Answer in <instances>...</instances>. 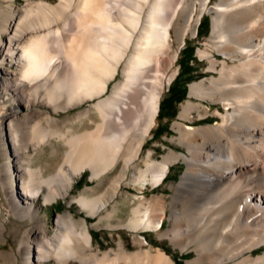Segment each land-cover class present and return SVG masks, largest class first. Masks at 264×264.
Masks as SVG:
<instances>
[{"label": "bare ground", "instance_id": "obj_1", "mask_svg": "<svg viewBox=\"0 0 264 264\" xmlns=\"http://www.w3.org/2000/svg\"><path fill=\"white\" fill-rule=\"evenodd\" d=\"M22 1L0 5V35L6 34L0 37V127L14 159L2 171L5 198L15 216L32 223L20 240L25 259L181 264L163 241L139 236L153 229L184 257L193 251L188 264H264V0ZM204 11L212 16V32L199 55L212 73L190 84L174 123L175 139L187 150L171 148L160 161L148 152L146 169L138 168L132 181L139 190L157 186L177 160L186 170L171 200L136 197L125 219L116 195L158 124L166 71L180 44L198 33ZM118 75L124 82L112 86ZM95 100L65 131L43 124L57 122L53 113L59 109ZM210 107L219 120L203 125ZM32 147L63 151L62 161L50 172L40 163H24ZM119 166L121 173L111 176L103 193H82L68 202L99 215V225L129 227L137 249L122 237L115 248L95 245L88 219L78 221L72 210L57 215L54 235L38 223L40 195L41 204L52 203L71 194L85 169L100 179ZM3 204L0 198V210ZM166 217L171 225L163 229ZM6 222L0 215L2 230Z\"/></svg>", "mask_w": 264, "mask_h": 264}, {"label": "rangeland", "instance_id": "obj_2", "mask_svg": "<svg viewBox=\"0 0 264 264\" xmlns=\"http://www.w3.org/2000/svg\"><path fill=\"white\" fill-rule=\"evenodd\" d=\"M47 1L55 4L59 0ZM214 1L215 0H213V2ZM14 3L22 5L24 2L22 0H14ZM0 5L1 7L3 5L1 4V0ZM202 15L198 33L193 36H189L186 43L180 44L181 51L178 58L166 71L167 75L164 81V90L160 101L161 108L157 115L158 124L152 128L150 136H148L144 142L140 156L132 162L133 165L131 164V167L127 170V181L121 188V192L116 195V199L121 201V217H124L125 219L130 216L132 207L135 205L136 197L145 195L147 198H150L155 194H159L164 195L168 200H171L172 194L175 192L174 186L179 183L186 170V164L184 161L177 160L170 165V170L167 176L157 186L152 187L148 183L147 187L143 188V190H139L135 188L134 182L132 181L133 175L137 173L138 168L146 169L147 166L144 159L148 152L151 151L153 160L160 161L163 156L171 150V148H174L177 151L187 150L184 145L175 139V136L178 133L174 128V123L179 119L182 104L189 99L190 84L203 79L207 71L211 72V70H208L207 60L200 57L199 50L203 47L204 40L212 32V16L207 11H204ZM0 37L5 39L6 34L1 32ZM177 44L178 43L175 45ZM218 55L221 56L222 54ZM1 56L2 52L0 50V57ZM1 76L2 72L0 71V78ZM170 76L171 78L168 79ZM123 79L124 78L121 75H118L113 80L112 86L121 85L124 82ZM145 80L152 81L153 78L148 76ZM143 88L147 89L144 85ZM2 94L7 97L5 93ZM143 98L144 96H142V99ZM97 101L98 100L89 101L83 105H75L67 109H59L58 112L53 113L58 119L57 122L50 123L44 120L43 124L52 126L55 123V125H57L52 127H59L60 130L62 129L65 131L68 127L72 126V119L76 115H78L81 111L86 110L88 107H93ZM5 105L10 108L12 107L11 102L8 100H6ZM208 110V119L202 122L203 125L216 123L217 120H219L216 115H213V111L215 110L214 107H210ZM194 117H196V114H194ZM193 122L198 125L200 124L198 120ZM9 146L10 145L7 139L4 137V132L0 127V198L3 199L4 203V207L0 210V215L3 219L7 220V229L2 230L0 227V264H31L27 259H25V249L22 244H20V240L29 230L32 223L27 220H22L13 214V210L10 204L6 201L3 190L2 171L9 169V166H14V159L10 155L11 149ZM61 147L64 146L62 145ZM49 148L50 145L47 146V149ZM62 152L63 151H61L58 155H54L50 152V150L40 152V150L36 151L32 147L30 151H25L28 156L23 158V162L31 163L33 166L40 163L45 166L46 172L47 170L50 172V170H54V168L62 161ZM121 169L122 167L119 166L111 174L105 175L100 179L98 177H92L91 171L89 169H85L83 171V175L78 176L77 181L74 183L75 185L72 187L70 195L66 197L60 196L56 201H52V203L43 204H41L43 196H39L36 203L40 204L39 216L41 220L38 221V223L46 226L49 234L54 235L57 230V225L55 223L57 215L65 214L67 211L72 210L77 216L78 221L83 222L84 218L88 219L91 231L93 232V241L95 245L100 244L103 249L112 247L115 248L118 245L119 239L122 237L123 240L130 247H132V249H137L138 246L134 241L135 233L129 227L125 225H114L113 227L108 225L106 226L105 224L99 225L97 224L100 218L99 215H89L85 212V210L80 209L79 203L75 202L73 205H70L68 202L72 196H79L82 193H86L88 195L103 193L109 188L111 176L119 175L121 173L120 171H122ZM170 211L171 204L169 203L167 206L168 214ZM170 225V218L166 217L164 219L163 229L169 228ZM139 232L140 237H146L151 242L163 241L165 244L163 247H166L169 252L174 253L181 264H188V259L193 257V251L190 256L184 257L179 247L177 248V246H174L168 237H164L162 240L158 232L153 229L142 230ZM146 238L144 239L145 245L148 244ZM44 264L55 263L53 260L46 259ZM71 264L80 263L75 261Z\"/></svg>", "mask_w": 264, "mask_h": 264}]
</instances>
